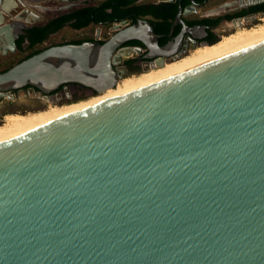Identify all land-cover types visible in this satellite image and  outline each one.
<instances>
[{"label": "water", "instance_id": "obj_1", "mask_svg": "<svg viewBox=\"0 0 264 264\" xmlns=\"http://www.w3.org/2000/svg\"><path fill=\"white\" fill-rule=\"evenodd\" d=\"M23 13L0 10L1 54ZM125 25L0 72V101L113 89L130 40L168 53ZM0 264H264V43L0 143Z\"/></svg>", "mask_w": 264, "mask_h": 264}, {"label": "flooded vegetation", "instance_id": "obj_2", "mask_svg": "<svg viewBox=\"0 0 264 264\" xmlns=\"http://www.w3.org/2000/svg\"><path fill=\"white\" fill-rule=\"evenodd\" d=\"M58 1L62 2V0ZM70 1L73 0L65 2L64 5ZM19 2L24 6L20 12L25 13L28 11L25 14L39 16L37 12H34V9L38 12L46 11L43 10L46 7L30 2V0H23V3L20 0ZM132 7L136 9L135 12H128L114 23L125 21L126 25L122 27L124 28L136 24L138 21L148 22L152 27L153 39L156 40L157 46L159 48L169 46V50L166 55H160L156 47L153 46L152 49H149L139 40L125 42L118 50L130 53L122 56V62L116 65L118 73L122 77L147 74L151 70L160 67L157 65L158 62L167 65L176 60H181L198 47L216 43L222 37V33L235 30L236 24L251 23L258 20L259 16H264V0H136L127 6V8ZM179 12L180 17L177 18ZM31 21L33 22L26 24L32 25V28L36 26L38 20L32 18ZM114 23L110 26H113ZM112 32L114 34L116 31L112 28ZM20 37L21 35L15 38V52H21L17 47V41ZM89 41L96 40L92 38ZM28 45V41L25 40L22 43V48L29 49ZM5 47L0 42V54L5 50ZM9 53L11 52L8 51L6 54ZM21 90L31 93L35 101L38 102L35 107L39 108L45 106L43 101L60 104L70 96H77L83 99L81 101H85L99 95L92 89L86 88L72 92L62 98L53 93L40 96L37 90L26 86L14 91L15 98L13 100L6 97L2 98L0 105L15 103L16 94ZM4 110L14 111L11 107ZM15 112L18 111L15 110Z\"/></svg>", "mask_w": 264, "mask_h": 264}, {"label": "bare ground", "instance_id": "obj_3", "mask_svg": "<svg viewBox=\"0 0 264 264\" xmlns=\"http://www.w3.org/2000/svg\"><path fill=\"white\" fill-rule=\"evenodd\" d=\"M36 1L37 0H30V2L33 3H37ZM15 5H19L16 0H4L1 4L0 10L4 14L10 12L13 19H19L16 18V14H21V12L13 14L12 9H9ZM33 16L34 14L29 15L28 13L25 17L20 15V20L31 21V17ZM238 25L239 24H236V26ZM263 43L264 17H261L257 24L240 26L228 35H223L216 43L194 49L181 60H176L171 64L155 68L147 74L122 77L113 89H108L94 98L61 107L52 105L48 106L45 110L36 112L7 114L4 116L2 124H0V143L22 136L28 132L58 122L70 116L85 112L97 106L128 96L140 90H144L164 81L188 74ZM3 44L5 46L7 45L5 41Z\"/></svg>", "mask_w": 264, "mask_h": 264}, {"label": "rangeland", "instance_id": "obj_4", "mask_svg": "<svg viewBox=\"0 0 264 264\" xmlns=\"http://www.w3.org/2000/svg\"><path fill=\"white\" fill-rule=\"evenodd\" d=\"M18 2L19 5H15L12 8H9L10 10L12 9V13L16 14L18 12L21 11V9L24 7L19 0H16ZM23 3V0H21ZM28 1V0H27ZM75 2V6L72 8H76V7H82L84 5H90V6H96L99 5L100 3H102L104 0H96V1H78V0H73ZM139 1H148V0H139ZM41 5H43L44 7H46V11H41L38 12L34 9V12H37L39 15V19L38 22L36 23V25H42L47 23L49 20L59 16L62 13L67 12L68 10H60V8L64 5V3H62L61 1L58 0H45L40 2ZM28 12V11H26ZM25 12V13H26ZM23 13L22 17H25L27 14ZM264 17V16H259V18ZM31 18H34L31 17ZM8 22H11L10 18H7ZM259 22L258 20H255L253 22H245V23H239L238 26L235 27V30L240 27V26H250V25H254L257 24ZM28 26H32L30 24H28ZM112 26H95V25H91L85 29L82 30H73L68 26H64L61 30H59L58 32H56L55 34L51 35L48 37V39L46 40V42L42 45L36 46L35 49H27V48H23V50L21 52H13V53H9L6 55H2L0 54V71L4 70L5 68L14 65L15 63H17L18 61H20L21 59H23L24 57H26L28 54H30L31 52L38 50V49H44L53 45H58V44H62V43H67L69 41H73V40H80V39H94V37L96 36L97 33H101V37L105 39V41L113 34V32L111 31ZM233 30V31H235ZM231 31V32H233ZM231 32H227V33H222L223 35H228ZM220 39V38H219ZM83 99L77 97V96H70L67 99H65L62 103L60 104H56L54 102L51 101H47L43 103L45 104V106L39 108V107H35L38 102L35 101L34 96L31 93H27L23 90L19 91L16 94V102L9 105L6 103H3L0 105V124H2V121L4 119V116H6L7 114H11V113H21V114H25V113H29V112H36V111H40V110H45L47 109L48 106H64V105H69L72 103H78L83 102L81 101ZM13 108L14 111H5L4 109L7 108ZM15 110H17L18 112H15Z\"/></svg>", "mask_w": 264, "mask_h": 264}, {"label": "trees", "instance_id": "obj_5", "mask_svg": "<svg viewBox=\"0 0 264 264\" xmlns=\"http://www.w3.org/2000/svg\"><path fill=\"white\" fill-rule=\"evenodd\" d=\"M93 1L96 0H91V2ZM134 1L136 0H104L102 3L96 6L84 5L82 7L71 8L67 12L49 20L45 24L36 25L24 31V35H21L20 39L17 41V47L20 51H22V43L27 40L29 43L28 48L35 49L37 45L44 43L51 34L58 32L64 26H68L73 30H82L91 25L103 27L110 26L128 12H135V8H127V6ZM89 40L90 39L73 40L62 44H81ZM99 43H104V41ZM41 50L43 49L35 50L23 59H26L40 52ZM11 66L0 72L6 71ZM31 88L35 89L33 87ZM84 89L86 88L78 84H63L52 93L57 97L62 98L72 92H77Z\"/></svg>", "mask_w": 264, "mask_h": 264}, {"label": "built area", "instance_id": "obj_6", "mask_svg": "<svg viewBox=\"0 0 264 264\" xmlns=\"http://www.w3.org/2000/svg\"><path fill=\"white\" fill-rule=\"evenodd\" d=\"M111 31H112V29H111ZM101 35L102 34L100 32L96 34V36L94 37L95 40H96V42H103V41H105V39L102 38Z\"/></svg>", "mask_w": 264, "mask_h": 264}]
</instances>
